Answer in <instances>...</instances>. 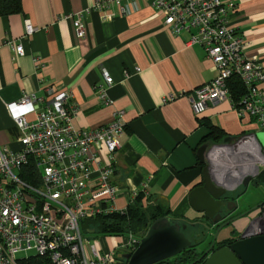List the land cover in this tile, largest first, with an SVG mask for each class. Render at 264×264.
Listing matches in <instances>:
<instances>
[{"label": "crops", "instance_id": "1", "mask_svg": "<svg viewBox=\"0 0 264 264\" xmlns=\"http://www.w3.org/2000/svg\"><path fill=\"white\" fill-rule=\"evenodd\" d=\"M225 1L232 4L230 19L245 42V56L264 68V0ZM94 2L20 0V12L0 16V147L18 148V131L5 105L21 94L47 97L49 89L67 91L68 104L75 109L72 124L85 131L110 123L113 113L122 111L125 126L111 176L119 188L117 205L141 194L144 206L159 204L177 220L202 226L206 219L191 207L188 194L202 183L204 164L197 150L209 131L204 122L238 139L264 130L250 117H239L227 99L208 104L199 115L193 112L192 91L212 80L217 69L199 44L188 43L190 32L175 34L163 24L164 15L150 0H136L137 8L127 15H120L113 4L107 20L91 9ZM87 8L82 13L85 34L77 38L72 19ZM25 21L33 27L27 35ZM14 44L22 47V55L14 53ZM104 71L113 79L106 87L109 103L101 101L96 90ZM222 143L208 144V164L215 181L233 193L241 190L242 176L236 175L241 166L231 164V156L245 169L260 144L252 136ZM99 154L106 159L104 149ZM226 168L238 170L230 174ZM235 203L231 215L239 213ZM239 219L232 225L240 233L248 223Z\"/></svg>", "mask_w": 264, "mask_h": 264}, {"label": "built area", "instance_id": "2", "mask_svg": "<svg viewBox=\"0 0 264 264\" xmlns=\"http://www.w3.org/2000/svg\"><path fill=\"white\" fill-rule=\"evenodd\" d=\"M113 4L120 15L137 8L136 0L128 5L95 0L91 9L107 20ZM150 5L162 12L163 24L173 33L190 32L188 43L199 44L217 69L212 80L192 91L193 112L199 115L208 104L227 99L239 117H250L258 130H264V88L260 87L264 68L245 56V42L230 19L232 4L225 0H150ZM88 10L72 19L77 38L85 34L82 13ZM32 30L25 21L24 34ZM12 47L16 55H22L19 44ZM233 75L245 87L238 102L231 100L226 85ZM102 77L97 95L109 103L106 87L113 79L106 71ZM69 96L67 91L49 89L47 97L21 94L5 105L18 131V148L0 147V264H123L126 260L118 257V248L132 252L143 237L127 233L117 250L91 242L89 235L100 234L92 220L123 214L128 205H117L119 188L111 182L125 123L122 111H116L110 123L97 129L76 128ZM248 137H240L235 144ZM102 149L104 160L99 154ZM244 165L251 176L258 175L264 168V147L258 145ZM135 197L136 193L131 202ZM255 211L243 237L264 235V203Z\"/></svg>", "mask_w": 264, "mask_h": 264}, {"label": "water", "instance_id": "3", "mask_svg": "<svg viewBox=\"0 0 264 264\" xmlns=\"http://www.w3.org/2000/svg\"><path fill=\"white\" fill-rule=\"evenodd\" d=\"M259 134H248L256 139ZM264 136V135H262ZM237 137H225L222 144L232 143ZM209 145L204 143L199 146L197 156L204 164L202 168V183L193 187L188 199L191 207L202 213L203 217L216 224L222 221L224 211L232 212L236 206L234 201H227L231 188H225L218 184L212 177L209 158ZM249 183L257 185L259 180L255 176L247 175L241 180V185L246 187ZM246 214V213H244ZM244 214L234 216L233 219L222 223L213 234L210 247L204 251L200 259L201 264H264V235L243 237L249 229V222L239 233L238 238L231 240L228 244L216 247L210 252L215 244L219 230L231 224ZM185 223L171 222L168 217L162 216L150 223L145 234L141 238L134 251L125 247L118 248V257L126 260V264H157L171 259L184 250L195 248L184 235ZM235 231V230H234Z\"/></svg>", "mask_w": 264, "mask_h": 264}, {"label": "trees", "instance_id": "4", "mask_svg": "<svg viewBox=\"0 0 264 264\" xmlns=\"http://www.w3.org/2000/svg\"><path fill=\"white\" fill-rule=\"evenodd\" d=\"M20 12V0H0V16L18 13ZM229 96L232 101L238 102L242 95L245 93V87L242 84L238 76H231L226 82ZM204 124L209 128L208 133L203 137L202 143H213L218 144L223 142V139L226 137L224 131L218 126L205 121ZM30 167V165H28ZM256 178L259 180V183H264V168L260 170ZM246 187L242 186L241 190L228 193V196L231 200L234 201L236 197L244 191ZM141 194H138L132 202H129L127 208L123 214L112 213L109 215H103L96 217L92 220L94 226L98 229L99 233L102 235H125L127 233H132L136 236H143L152 221L155 219L165 216L170 219L171 222H180L185 223L186 228L193 226L192 222H187L183 220H177L176 218L170 215V211L167 208L162 207L159 204L153 205L148 204L144 206L141 202ZM262 202L259 206H261ZM235 214L234 216H238ZM194 238L196 234L194 233ZM196 239V238H195ZM200 240H192L194 246L200 242ZM210 241L207 243L209 244ZM219 246H222L219 245ZM204 249V248H203ZM194 249L184 250L182 253L177 255L174 258L167 259L157 264H186L190 260L195 258ZM123 264H126V261H123Z\"/></svg>", "mask_w": 264, "mask_h": 264}, {"label": "rangeland", "instance_id": "5", "mask_svg": "<svg viewBox=\"0 0 264 264\" xmlns=\"http://www.w3.org/2000/svg\"><path fill=\"white\" fill-rule=\"evenodd\" d=\"M259 135L256 136L259 144L264 147V133L263 132H259ZM238 160H236V158H234L233 156H231V164L233 163L236 164L237 166H241V171H238V169L234 168V169H227V173H232V172H237L236 175H250L251 174V170L250 168H245L243 169V163L241 162H237ZM229 166V165H228ZM227 166V167H228ZM225 172V170H224ZM235 183V182H231L228 183V185ZM242 188V187H241ZM231 192V191H230ZM229 192V193H230ZM235 202L237 201V205H238V211L239 214H244L247 213L245 216L240 217L239 221H241V223H243L244 221L246 222V218H247V223L249 222L250 218L255 214V210L259 207V205L264 202V183H259L257 185H252V183H249L246 188L244 189L243 192L240 193V195L238 197H236ZM246 224V223H245ZM247 225V224H246ZM203 225H197L195 226V228L193 227H187L185 228V230L183 231L184 235L187 237V239H189L190 241L192 240H199V239H203L202 242L198 243L195 245L197 251H200L201 249H203L206 246V242L210 239L211 235H209V232L206 234L205 232H202ZM234 227L232 224L230 225H225L221 228V231L219 233V238H227L230 237L232 235ZM194 233H196V239L194 238ZM239 235V232L237 233ZM213 235V234H212ZM90 236V240L91 242H96L97 244H101L103 247L105 246H112L115 248V250H117L118 246L124 242L127 239L126 235H110L108 237H102L101 234H91Z\"/></svg>", "mask_w": 264, "mask_h": 264}, {"label": "flooded vegetation", "instance_id": "6", "mask_svg": "<svg viewBox=\"0 0 264 264\" xmlns=\"http://www.w3.org/2000/svg\"><path fill=\"white\" fill-rule=\"evenodd\" d=\"M227 201H233V200H231L230 198H228ZM222 216H223L222 221H220L219 223L214 224V226H212L211 229H209V226H207L205 223H206V222H212V221H208V220H206V222H205L204 224L202 223L203 228H204V229H202V232H205V233L207 234L208 231L210 230V231H211V233H210V234H211V237H210V239L206 242V246L204 247V249H201L200 251H197L196 247H195V248L193 247L194 252H195V254H196V255H195V258L192 259V260H190V261L187 262L186 264H201L202 259H200V257H201V255L204 253V251L210 247V244H211V241H212V238H213V235H212V234L215 233L216 229H217L222 223H224V222H226V221H228V220H231V219H233V217H234V215H231L230 211H229V212L224 211V212L222 213ZM230 224H231V222H230ZM230 224H229V225H230ZM184 230H185V229H184ZM184 230H183V231H184ZM220 231H221V229L219 230V233H220ZM219 233H218L217 238H216V240H215V244H214L213 248H211L210 252L213 251L216 247H221V246H219V245H221V244H222V246H223V245H226V244H228L231 240H234V239L238 238V236H239V235L237 234L238 232H236V231H234V230H233V232H232V235H231L230 237H227V238H219ZM204 238H205V237H204ZM204 238H202V239H204ZM199 240H200V239H199ZM209 241H210V243L207 244ZM191 242H192V241H191Z\"/></svg>", "mask_w": 264, "mask_h": 264}]
</instances>
